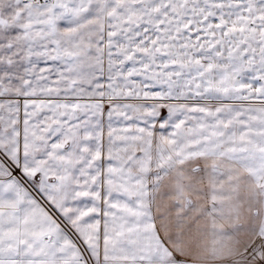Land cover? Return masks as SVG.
Instances as JSON below:
<instances>
[{
    "label": "snow or ice",
    "instance_id": "6c2138e0",
    "mask_svg": "<svg viewBox=\"0 0 264 264\" xmlns=\"http://www.w3.org/2000/svg\"><path fill=\"white\" fill-rule=\"evenodd\" d=\"M0 264H264V0H0Z\"/></svg>",
    "mask_w": 264,
    "mask_h": 264
}]
</instances>
